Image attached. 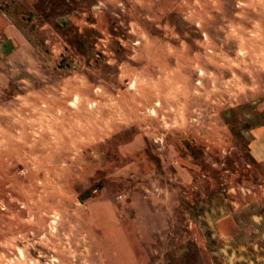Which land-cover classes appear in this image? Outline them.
<instances>
[{"label": "rangeland", "instance_id": "rangeland-1", "mask_svg": "<svg viewBox=\"0 0 264 264\" xmlns=\"http://www.w3.org/2000/svg\"><path fill=\"white\" fill-rule=\"evenodd\" d=\"M0 264H264V0H0Z\"/></svg>", "mask_w": 264, "mask_h": 264}]
</instances>
